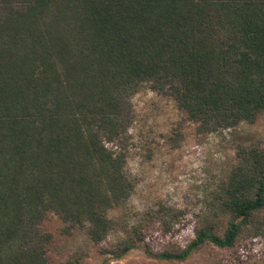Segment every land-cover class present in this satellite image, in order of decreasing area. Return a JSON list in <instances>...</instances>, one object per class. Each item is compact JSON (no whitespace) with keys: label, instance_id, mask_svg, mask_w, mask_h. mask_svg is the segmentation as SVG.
Here are the masks:
<instances>
[{"label":"trees","instance_id":"16d2710c","mask_svg":"<svg viewBox=\"0 0 264 264\" xmlns=\"http://www.w3.org/2000/svg\"><path fill=\"white\" fill-rule=\"evenodd\" d=\"M145 85L205 131L253 123L264 0H0V264H53L50 213L97 246L119 232L114 258L141 246L185 260L209 243L246 260L240 241L264 232L263 150L240 147L191 229L181 210L129 206L132 97ZM165 241L177 250L156 251Z\"/></svg>","mask_w":264,"mask_h":264},{"label":"rangeland","instance_id":"374dc122","mask_svg":"<svg viewBox=\"0 0 264 264\" xmlns=\"http://www.w3.org/2000/svg\"><path fill=\"white\" fill-rule=\"evenodd\" d=\"M132 104L135 117L129 128L125 170L135 180L128 202L137 212L153 214L161 207L181 210L180 219L191 229L227 180L240 147L264 151V112L253 123L205 131L169 94L148 85L132 97ZM119 214V209L109 212L110 216ZM212 218L221 231L227 215L217 212ZM44 227L52 234L48 253L53 264H264V232L252 244L246 239L240 241L248 253L246 260L209 243L185 260H168L146 255L141 246L114 258L109 251L120 239L119 232H111L97 246L82 229L67 228L53 213L44 220ZM191 233L188 230L182 235L189 237ZM177 248L174 242L165 241L156 251L174 252Z\"/></svg>","mask_w":264,"mask_h":264}]
</instances>
